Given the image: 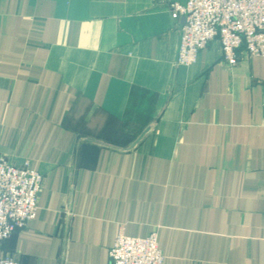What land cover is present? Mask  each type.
<instances>
[{
	"label": "crops",
	"instance_id": "obj_1",
	"mask_svg": "<svg viewBox=\"0 0 264 264\" xmlns=\"http://www.w3.org/2000/svg\"><path fill=\"white\" fill-rule=\"evenodd\" d=\"M176 0H0V156L43 174L21 264H264V56L177 63ZM183 1V0H181Z\"/></svg>",
	"mask_w": 264,
	"mask_h": 264
},
{
	"label": "built area",
	"instance_id": "obj_2",
	"mask_svg": "<svg viewBox=\"0 0 264 264\" xmlns=\"http://www.w3.org/2000/svg\"><path fill=\"white\" fill-rule=\"evenodd\" d=\"M173 11L183 17L177 63L189 65L213 40L221 43L223 62L234 66L239 52L264 56V0H176ZM43 174L30 159L14 162L0 156V242L24 228L38 211ZM110 264H164L158 233L145 237L121 232L110 249ZM0 264H21L0 256Z\"/></svg>",
	"mask_w": 264,
	"mask_h": 264
}]
</instances>
